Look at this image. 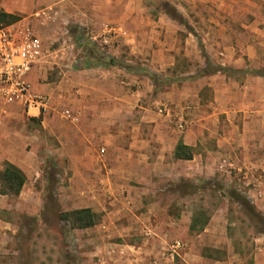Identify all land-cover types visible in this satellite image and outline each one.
I'll return each mask as SVG.
<instances>
[{"label": "crops", "instance_id": "0c3cea01", "mask_svg": "<svg viewBox=\"0 0 264 264\" xmlns=\"http://www.w3.org/2000/svg\"><path fill=\"white\" fill-rule=\"evenodd\" d=\"M51 2L90 29L92 41L115 27L119 37L106 49L126 64L80 68L73 61L55 83L35 66L32 91L48 96L50 109L29 115L16 104L0 115V171L9 163L24 173L19 196L32 170L38 176L52 164L65 173L72 211L96 215L87 228L65 220L72 264H173L165 251L179 243L182 255L190 248L185 233L203 234L210 221L196 207L185 223L175 206L198 202L202 181L228 187L223 174L264 170V74L255 72L264 59V0H3L0 12L19 18ZM133 67L168 85L157 93ZM160 105L168 115L157 113ZM65 109L76 122L61 117ZM18 110L27 115L21 136ZM34 139L39 149L28 151ZM179 145L191 159L175 156ZM226 198L238 204L229 190Z\"/></svg>", "mask_w": 264, "mask_h": 264}, {"label": "rangeland", "instance_id": "374dc122", "mask_svg": "<svg viewBox=\"0 0 264 264\" xmlns=\"http://www.w3.org/2000/svg\"><path fill=\"white\" fill-rule=\"evenodd\" d=\"M48 4L54 5L57 2L46 3L45 7H48ZM39 8H35L33 12ZM33 12L21 14L19 18H27ZM33 26L43 38L48 52L55 54L39 64L43 66L45 82L60 81L64 77L60 74V69L68 71L73 61L80 68L110 66L107 64L108 59H114L118 67L126 64L125 58H114L106 48L99 47L98 41H92L90 29L76 25L66 9L59 7L56 24ZM74 34L78 40H75ZM62 54H66V58L60 59ZM259 63L260 69L255 72L264 74V59ZM207 70L212 69L210 67ZM131 71L151 79L157 93L168 85L167 79L147 73L141 67H133ZM33 76L39 78L37 71ZM133 86L135 87L130 86L131 92L134 91ZM13 107L14 105H11L3 111L0 110V115L4 117L13 112ZM17 114V131L21 136V119L23 115L25 118L27 115L19 110ZM26 126L31 131L37 129L36 123L30 122L29 126ZM224 128L226 129V126ZM36 140L26 145L28 151L37 152L39 148ZM204 142L207 147H213L215 139L208 137ZM237 159L243 158L240 155ZM38 173L37 176L31 171L33 177L20 196V193L3 194L0 182V264H72L74 257H77L69 248L71 225L63 220L64 214L74 210V207L67 203V196L70 194L67 176L52 164L45 171ZM230 173L223 174L220 178L221 184H229L228 187H222L215 179L208 184L202 181L200 189L205 190L200 194L198 202L188 201L175 206V211L184 212L181 219L185 223L196 207H200V211L206 213L210 221L208 230L203 234L185 233L190 248L185 251V257V252L181 255L178 251L180 256L174 255L173 264H264V231L256 215L247 205L236 204L226 198L228 190H236L241 196L248 198L247 202H251L257 212L264 215V170L249 172L242 169Z\"/></svg>", "mask_w": 264, "mask_h": 264}, {"label": "built area", "instance_id": "2783aa9c", "mask_svg": "<svg viewBox=\"0 0 264 264\" xmlns=\"http://www.w3.org/2000/svg\"><path fill=\"white\" fill-rule=\"evenodd\" d=\"M3 0H0V8ZM59 13L52 7H44L33 12L27 18L10 24L0 23V110L11 105H21L27 114L40 115L50 109L48 96L32 91L29 81L31 70L53 57L45 47L44 40L37 33L33 24L49 26L56 24ZM104 34L98 41L101 48L109 47L111 41L119 37L115 27L106 26ZM53 55V56H52ZM66 58V54H62ZM157 113L168 115L165 105L157 108ZM63 119L77 121V118L67 109L60 111ZM180 130L184 125L180 124ZM103 152V151H101ZM182 248L179 243L170 246L167 255L171 258Z\"/></svg>", "mask_w": 264, "mask_h": 264}, {"label": "trees", "instance_id": "16d2710c", "mask_svg": "<svg viewBox=\"0 0 264 264\" xmlns=\"http://www.w3.org/2000/svg\"><path fill=\"white\" fill-rule=\"evenodd\" d=\"M18 19L19 18L17 16L0 12V23L2 24H10ZM206 61L208 62L207 58ZM107 64L113 65L115 64V60L108 59ZM175 156L180 159H191V149L179 145L177 146ZM25 180L26 178L24 173L12 164L6 163L4 169L0 171V182L3 188V194L18 195L25 183ZM229 195L238 203L248 206L252 213L256 215V218L264 231V217H262L260 213L255 210L254 206H249L247 199L234 190H229ZM63 220H70L73 226L77 228H87L96 223V215L92 213L90 209H80L64 214Z\"/></svg>", "mask_w": 264, "mask_h": 264}]
</instances>
